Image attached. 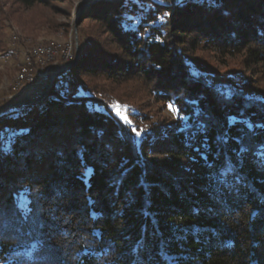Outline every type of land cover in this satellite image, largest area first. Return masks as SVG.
<instances>
[{"label":"trees","instance_id":"obj_1","mask_svg":"<svg viewBox=\"0 0 264 264\" xmlns=\"http://www.w3.org/2000/svg\"><path fill=\"white\" fill-rule=\"evenodd\" d=\"M70 1L0 0V54ZM78 36L0 113V264H264V0H94Z\"/></svg>","mask_w":264,"mask_h":264},{"label":"rangeland","instance_id":"obj_2","mask_svg":"<svg viewBox=\"0 0 264 264\" xmlns=\"http://www.w3.org/2000/svg\"><path fill=\"white\" fill-rule=\"evenodd\" d=\"M92 1L94 0H71L70 2L64 4V7H67L69 9V13L52 12L47 10V17H42V19L38 18L37 20L35 17L34 20L31 17L33 11L22 9V12L25 16L23 22L25 23V20L28 19L30 23L31 20L30 27L32 30V35H30V37L25 36L26 34H24V31L22 30L23 28L21 26V23L18 22L17 19L14 18L6 21V33L11 47L15 49V54L12 57L0 54V70L4 72V77L0 85V113H5L15 108L19 104L29 105L27 103H33L41 100L42 96L45 95L46 92L43 87L49 86L51 82V86L54 84L56 78H50L56 71L57 73H59L58 71H60V69L58 68L62 66L63 69L65 66L69 65L75 60L77 54L76 29L78 32V18L82 9L87 8L90 5L89 3H91ZM161 1H163L164 3H175L177 0ZM7 5H9V3ZM14 36L17 37L15 40L16 42L13 39ZM20 38H23L25 40L26 45H22L17 42ZM47 41L57 42L62 49L65 46V43L71 41V43H73L72 54L74 56V60L68 61L67 59H65L64 56H62V49L59 47V53L61 54L56 56L54 59V61L58 65L53 67L52 65H49V62L44 67L40 66V69L39 66H37V78L31 82L27 81L23 85L24 87L19 90L20 92L16 93L18 90H16L15 92V90L12 88V84L14 83V80H16L15 77L21 67L20 66L18 68V65L21 62L23 63V53L28 48H32L33 45L39 43H47ZM113 107L121 116L126 118L129 117L128 111L125 106L115 102L113 104Z\"/></svg>","mask_w":264,"mask_h":264},{"label":"bare ground","instance_id":"obj_3","mask_svg":"<svg viewBox=\"0 0 264 264\" xmlns=\"http://www.w3.org/2000/svg\"><path fill=\"white\" fill-rule=\"evenodd\" d=\"M16 36H14V41L16 40ZM16 42V41H15ZM42 44H47V45H56V44H58L57 42H55V41H51V42H48L47 41V43H39V44H36V45H33L32 46V48H28L26 51H30V50H32V49H40V47H41V45ZM73 43H71V41H68L67 43H65V46L63 47V49H69V48H71V45H72ZM61 48V47H60ZM62 49V48H61ZM59 51L60 50H57L56 51V53L54 54V56H47V58L44 60V62H42V63H35V72H31V75H25V76H22V74L25 72V69H26V67H28V56H27V54H23V63H22V65H21V67H20V69L18 70V72H17V75H16V77H15V79L16 80H14V83H17V80H19V84H18V86H16V87H12L14 90H15V92H16V90H18L16 93H19L20 91V89L22 88V87H24L23 85L27 82V81H33V80H35L37 77H36V69L38 68L37 66H39V69H40V66H46L47 65V63H49V65H52L53 67L54 66H57L58 64L54 61V59H55V57L56 56H58L59 54H61V53H59ZM62 53H63V55L62 56H64V58H65V50H62ZM60 57V56H59ZM61 58V57H60ZM72 60H74V57H72L71 58V60H68V61H72ZM64 61H65V59H64ZM67 62V61H66ZM64 69V68H63ZM61 69L60 71H58L59 72V74L61 73V72H63V71H65V70H68V69ZM70 69V68H69ZM57 73V71L54 73V74H56ZM53 74V75H54ZM58 74V75H59ZM58 75L56 76V77H58ZM68 78H69V80H68V83L69 82H71V79H73V74H70V75H68ZM13 83V84H14ZM70 84V83H69ZM61 85V84H60ZM22 91V90H21ZM46 95V94H45ZM45 95H43L42 96V98L43 97H45ZM15 97V96H14Z\"/></svg>","mask_w":264,"mask_h":264},{"label":"built area","instance_id":"obj_4","mask_svg":"<svg viewBox=\"0 0 264 264\" xmlns=\"http://www.w3.org/2000/svg\"><path fill=\"white\" fill-rule=\"evenodd\" d=\"M60 45H47L42 44L40 49H32L30 51H25L23 54H27L28 56V67H26L25 72L22 74V76L25 75H31V72H35V63H42L47 58V56H54L57 50H59ZM72 47L69 49H62L65 50V59L71 60L73 56L72 54ZM9 57V55H7ZM58 69H62V66ZM68 76L65 78V83H68ZM19 84V80H17V83L12 84V87H16Z\"/></svg>","mask_w":264,"mask_h":264},{"label":"water","instance_id":"obj_5","mask_svg":"<svg viewBox=\"0 0 264 264\" xmlns=\"http://www.w3.org/2000/svg\"><path fill=\"white\" fill-rule=\"evenodd\" d=\"M178 2H180V0H177L175 3H169V2H167L166 4L175 6ZM89 4H90V3H89ZM78 43H79V42H78V32H77V29H76V45H77V54H76V58H75V60H74L73 62H71L69 65L65 66L64 69L72 68V67L78 62V59H79V48H78ZM58 74H59V73L54 74L50 79H54V78H56V76H57ZM51 84H52V82L50 83L49 86H47L45 94L48 92V90H49ZM31 103H32V102L27 103V104H31Z\"/></svg>","mask_w":264,"mask_h":264},{"label":"snow or ice","instance_id":"obj_6","mask_svg":"<svg viewBox=\"0 0 264 264\" xmlns=\"http://www.w3.org/2000/svg\"><path fill=\"white\" fill-rule=\"evenodd\" d=\"M133 131H136L135 129H133Z\"/></svg>","mask_w":264,"mask_h":264}]
</instances>
